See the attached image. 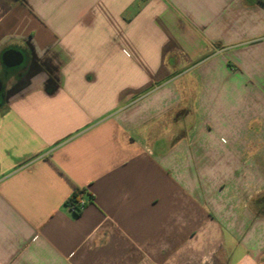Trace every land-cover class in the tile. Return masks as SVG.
I'll return each instance as SVG.
<instances>
[{
    "label": "crops",
    "instance_id": "crops-1",
    "mask_svg": "<svg viewBox=\"0 0 264 264\" xmlns=\"http://www.w3.org/2000/svg\"><path fill=\"white\" fill-rule=\"evenodd\" d=\"M0 264H264V0H0Z\"/></svg>",
    "mask_w": 264,
    "mask_h": 264
},
{
    "label": "water",
    "instance_id": "water-1",
    "mask_svg": "<svg viewBox=\"0 0 264 264\" xmlns=\"http://www.w3.org/2000/svg\"><path fill=\"white\" fill-rule=\"evenodd\" d=\"M4 62L8 66L18 65L22 62L21 54L9 51L4 55Z\"/></svg>",
    "mask_w": 264,
    "mask_h": 264
},
{
    "label": "built area",
    "instance_id": "built-area-1",
    "mask_svg": "<svg viewBox=\"0 0 264 264\" xmlns=\"http://www.w3.org/2000/svg\"><path fill=\"white\" fill-rule=\"evenodd\" d=\"M89 202L90 200L80 199L75 205L72 204L67 205V208L70 213H74L77 210V208L80 209V211H83Z\"/></svg>",
    "mask_w": 264,
    "mask_h": 264
},
{
    "label": "trees",
    "instance_id": "trees-1",
    "mask_svg": "<svg viewBox=\"0 0 264 264\" xmlns=\"http://www.w3.org/2000/svg\"><path fill=\"white\" fill-rule=\"evenodd\" d=\"M83 193V190H77L73 196L67 201L66 205L72 204L75 205L79 200H80V196ZM82 213V211H80V209L77 208V210L72 213L74 216H79Z\"/></svg>",
    "mask_w": 264,
    "mask_h": 264
}]
</instances>
